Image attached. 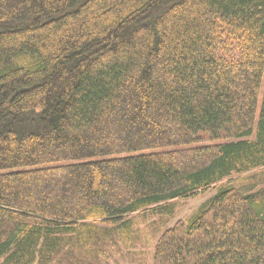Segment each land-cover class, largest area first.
<instances>
[{
	"label": "trees",
	"instance_id": "trees-1",
	"mask_svg": "<svg viewBox=\"0 0 264 264\" xmlns=\"http://www.w3.org/2000/svg\"><path fill=\"white\" fill-rule=\"evenodd\" d=\"M262 166L264 0H0V264L133 246ZM151 237L154 264H264V189Z\"/></svg>",
	"mask_w": 264,
	"mask_h": 264
},
{
	"label": "rangeland",
	"instance_id": "rangeland-1",
	"mask_svg": "<svg viewBox=\"0 0 264 264\" xmlns=\"http://www.w3.org/2000/svg\"><path fill=\"white\" fill-rule=\"evenodd\" d=\"M221 186H234L240 192L245 193L264 189V166L244 173H234L215 186H211L194 196L175 200L173 202L175 204L174 214L169 219H160L159 215L151 217V213H147V215L141 214L138 225L139 238L133 246L132 244H127L122 246L120 250L115 248L113 251H90L88 253L82 251L76 258L68 257L66 258L67 260L63 255L64 263L72 264L75 261H88L89 264H154V248L157 237L154 239L151 234L158 236L165 227L173 226L178 221L190 219L203 204L213 198ZM141 217L146 220H141ZM159 226H161L160 230H157L158 228L156 227ZM155 229L158 231L157 234L154 233ZM152 230L153 233H151ZM52 264L60 263L56 260Z\"/></svg>",
	"mask_w": 264,
	"mask_h": 264
}]
</instances>
